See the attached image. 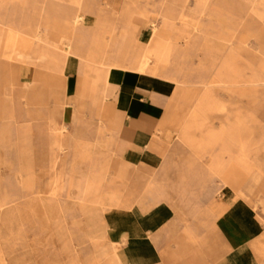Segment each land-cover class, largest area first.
I'll use <instances>...</instances> for the list:
<instances>
[{"label": "rangeland", "instance_id": "rangeland-1", "mask_svg": "<svg viewBox=\"0 0 264 264\" xmlns=\"http://www.w3.org/2000/svg\"><path fill=\"white\" fill-rule=\"evenodd\" d=\"M17 1L20 0H0L3 12L8 14L5 17L6 21L15 22L16 19H19L24 22L23 29L26 28V23H39L40 30L45 32L50 40H58L61 33L68 32L63 12L75 13L77 11L76 0H24L27 2L25 5L16 4ZM46 1L50 3L46 4L48 13L41 14L39 11L35 12L36 14L32 13V9L42 7ZM83 1L86 3L98 2V5L94 4L93 6L101 10L95 14L98 17H94L88 25L83 27L86 32L87 45L94 47L98 40L101 41L103 37V39H107L108 34L102 33L99 25L107 26L109 24L116 25L117 29L124 25H137L138 30L135 32V37L139 42L138 35L145 24L143 14L147 13L150 24L149 32H146V39L153 28L152 24H156L155 28L158 30L153 39L151 51L153 62L161 57L162 52L168 48L169 39H171L173 42V50L170 55L171 66L180 67L181 73L188 74L189 81L198 82L208 79L211 89L215 90L217 94L215 99L205 101L208 108L198 118L199 121L204 122V126L190 129L192 136L204 138L207 137L209 131H216L221 136V140L214 144L204 143L195 146L183 139L181 130H188L191 121V102L179 107L175 113L181 117L180 124H182L178 125L179 131L176 137V142L183 148L179 156L186 159V164L183 167H177L178 170H174V172L197 174L200 181L168 182L169 186L172 185L175 188L172 193L175 196L172 200L181 204L182 197L177 198V193L186 195V191L189 190L191 192H188L187 195L190 196L194 191L203 192L208 189L214 190L213 196L217 200L224 192L222 190L225 186L223 173L229 170L231 184L237 191L242 190L245 194L241 198L250 206L257 203V211L264 217V205L260 203L264 199V69L261 65L264 55L259 48L257 40L259 35L242 42L246 35L247 24L252 28L258 27L262 25V20L256 18L254 14L246 15L244 0H208L212 7L215 6L218 9L215 17L197 13L195 10L197 0H185L183 6L180 5L179 0H124L123 2L114 0L109 5H104L103 2L106 0ZM252 5L253 0H249L248 7L251 8ZM220 8L227 10V17H221ZM260 8L264 10V1ZM78 13L88 16L90 12L82 8ZM164 17H168V21ZM191 24H201L202 31L191 33ZM97 25L98 27H96ZM225 28L228 31L237 29L231 35L229 42L219 45L221 37L225 34ZM168 32L169 38L164 35ZM184 33H189V38H184ZM261 38V44L264 45V32H262ZM64 41L67 40L64 39ZM31 42H33V47L26 49L28 56L22 65L24 73L27 72V66L32 63V60L37 63L35 67L39 68L40 74L50 71L45 68L48 64L44 65V59L40 60V57L46 54L43 44ZM137 45L143 46L140 42ZM0 51H6L4 43L0 45ZM8 61L17 62L11 58H8ZM58 77L60 76L58 75ZM22 87L24 88V85ZM13 88L16 87L5 88L10 100L11 116L6 117L0 110V153H2L0 154V200L4 199L6 195L8 198H12V195L17 194L20 195V198H17L16 202L23 209L27 208L25 200L33 197V194L26 191L27 189L23 186L25 182L21 179H26L29 175L41 179L32 181L34 184L32 193L40 195V198H43L53 208L60 206L63 213L56 214L57 217L61 216L62 220L55 218L47 224L40 220H32L25 213L22 218L13 213L8 223H0L3 247H8L9 250H12L11 254H15L17 257L23 256L24 264H26L30 263L33 254L40 262L44 258L50 257L59 259L63 254L58 251L64 250L66 247L77 248L79 244L85 260L96 259L100 264H106L110 256V251L107 249L109 239L100 235L103 230L104 217L100 216L98 209L88 207L85 212L86 207L78 199L83 198L84 194H86V199H90L94 193L103 195L106 199L107 195L113 192L115 199H118L120 203L143 201L146 199L143 196L160 190V183L153 181V176L148 178L136 176V181H126L128 177L132 179L134 176L127 171L117 178L111 165L114 156L111 150V141L106 140L105 134L94 133V126L99 123L91 118L86 119L89 131L87 144L79 143V139H76L72 145L70 161L65 162L66 159H63L50 170L44 169L42 166H17L15 164L16 137L19 138L20 146H26L31 141L33 122L38 124L39 120L42 121V119L32 118V110L52 109V102L40 99H46L48 96L51 99L53 94L47 95V86L40 85L38 92L35 91L37 93L36 102L33 103L30 97H25L23 94L20 97L25 101H14L11 96ZM184 88L186 87L184 86ZM201 89L199 92L202 91ZM61 96L66 98L64 89ZM217 104L226 105L225 110L217 109L215 107ZM54 115L55 118H51V120H54V125L59 126L63 122L61 110L57 108ZM239 116H242L244 122L240 125H233ZM63 119L65 120V118ZM17 129L20 131L18 134H16ZM97 140L100 146L96 147ZM242 141L247 143L250 154L246 161H248L251 171L247 175H241L243 171L238 167L230 169L228 158L229 152L232 154L240 152ZM5 146L8 149L2 150L1 148ZM214 155H219V159L218 156H215V160ZM5 156L8 158H4ZM218 161L221 164L220 171L216 170L214 164ZM231 167L233 166L231 165ZM33 168L37 171H34V175L32 174ZM104 169L107 170V175L104 180L98 181L97 177ZM38 170L45 171L39 173ZM57 173L60 181L54 195L51 192L54 187L52 179ZM239 177L242 179H236ZM87 179L96 184L99 182L96 185V192H84ZM144 179L148 181H144ZM151 201H159V198H153ZM110 216L111 214H106L108 221H111ZM11 254L8 256H12ZM62 259V264H66L65 256Z\"/></svg>", "mask_w": 264, "mask_h": 264}, {"label": "crops", "instance_id": "crops-1", "mask_svg": "<svg viewBox=\"0 0 264 264\" xmlns=\"http://www.w3.org/2000/svg\"><path fill=\"white\" fill-rule=\"evenodd\" d=\"M112 1L114 0H106L103 3L109 5ZM17 2L16 4H27L24 0ZM78 3L90 13L88 16L83 15L79 21L73 17L76 12L69 13L71 17L63 15L64 23L68 27L67 33H61L58 40H50L41 30L39 40H31L43 44L46 54L40 60L44 59V65L48 64L45 68L50 71L40 74L39 68L35 67L37 63L32 60L27 66V72L31 71V80L37 84L36 92L43 85L47 86V95L59 91L61 96L64 89L66 98L61 96L60 101L67 103L79 100L86 103L82 109L83 114L74 115V122L64 120L63 114L61 116L67 125L63 134L71 150L66 157L70 156L64 158L65 162L71 159L72 145L76 139H79V143L87 144L89 131L86 119L91 118L99 123L94 126V133L105 134L106 140L111 141L114 155L111 165L119 168L121 174L127 171L135 176L132 179L128 177L126 181H136V176H153L152 180L160 183V190L143 196L145 200L127 201L130 203L128 208L124 207L123 202H118L119 208L109 217L116 226L107 239L117 241L118 255L127 264H264V217L257 211V203L250 206L241 198L245 196L242 190L237 191L234 188L240 197L233 206L228 203L224 193L216 200L213 196L214 190L209 189L203 192L194 191L190 196L187 195L191 192L189 190L186 195L177 193V198L182 197L181 204L172 200L175 188L169 186L168 182L200 181L197 174L174 172L178 170L177 167L186 164V159L179 156L183 148L176 142V137L178 125L182 124L181 117L175 113L179 107L191 102L192 115L201 97L199 89L184 94V85H162V82L152 80L150 74L131 70L129 62L124 64L125 70L110 66L114 43L121 37L119 29H114V24L99 25V29L108 34V38L98 40L100 43L94 47L87 45L83 27L94 17H98L95 14L101 10L93 6L98 5V2L76 0L75 4ZM46 4L50 3L46 1L42 5ZM1 5L0 3V45L4 43L6 51H0V101L6 100L5 88L10 86L16 87L12 89V100L25 101L20 95L24 93L22 86L25 87V74L28 73H24L22 65L28 56L26 49L33 47V42L25 38L22 32L20 37L9 39L8 24H15L17 33L18 28L24 27V22L19 19L15 22L6 21L8 14L3 12ZM47 9L44 14L48 13ZM143 21L145 23L146 19ZM35 24L39 23L33 22L31 26ZM146 32L149 30L144 24L138 35L143 46H147L152 37L150 31L146 39ZM245 33L243 42L255 37L252 33L249 35L247 30ZM164 35L169 38V32ZM257 40L264 55V45L261 44L260 37ZM67 48H71V52L67 53ZM14 53L17 62H8L9 56ZM36 92L31 91L29 96L33 102ZM40 100L52 102L53 105V98L50 99L49 96ZM32 112L33 119L42 121L39 120L38 124L33 122L31 141L26 146H20L19 138L16 137L15 164L42 166L50 170L55 159L56 126L54 120H51L55 118L54 111L44 109ZM18 133L20 131L17 129L16 134ZM1 149L7 150L8 147ZM32 171L34 175L36 169L33 168ZM38 171L41 173L45 170ZM227 173L223 175L225 187H234L229 170ZM35 180L41 179L32 177V181ZM153 198H159V201L149 206ZM151 222L155 224L151 225ZM108 223V217L103 218V226Z\"/></svg>", "mask_w": 264, "mask_h": 264}, {"label": "bare ground", "instance_id": "bare-ground-1", "mask_svg": "<svg viewBox=\"0 0 264 264\" xmlns=\"http://www.w3.org/2000/svg\"><path fill=\"white\" fill-rule=\"evenodd\" d=\"M78 2H80V1H78ZM248 2H249V0H244V4L246 5V9H244L246 11L245 12L246 15L250 16V15L254 14L256 16V18L262 20V25L252 28L249 24H247V26L245 27V31L246 30L250 31L254 36L259 35L260 39L262 40L261 35H262V32H264V10L260 8L261 3H259L258 0H253V5L251 8L248 7ZM179 3L181 6H183L185 3V0H179ZM80 8H82V7L78 3L76 14L73 16V17H76L77 21H79L81 19V17H84L82 14L78 13ZM45 9H46V6L43 5L42 7L34 9L32 11V13L36 14L37 11H39V12H41V14H44ZM195 10L200 15H208L209 17H215L217 15V12H218V9L215 6L212 7L209 4L208 0H197ZM219 11H221L220 12L222 15L221 17H227V13H226L227 10L226 9L220 8ZM134 13H136V12H134ZM63 15H67V17H71V16H69V13L65 12V11L63 12ZM147 17H148L147 13L143 14V19L146 18L145 25L149 26L150 23L148 22L149 20ZM164 19H166L168 21V17H164ZM113 26H114V29L117 28L116 25H113ZM156 26H157L156 24H152V27H153L151 30L152 37L148 40L147 46H141V47H139L137 45L139 42H137V39L135 37V32L138 30V26L137 25H124L123 27H121L119 29V31L121 33V37L119 38V40L117 42L114 43L113 54H111V56H110V60H111L110 66H116L118 68L125 70L126 66L124 64L126 62H129L130 63L129 68H131V70H135L136 72H140L142 74L143 73L150 74L152 80L162 82V85L166 84V83L167 84H173V85H184L186 87L184 89V94H190L194 90L202 88L201 89L202 90L201 91V97H200V100L196 103L194 111L191 115V121H190V125L188 126V130L187 129L183 130V136L182 137L185 141H189L191 144H193L195 146L203 145L204 143H210V144L216 143L217 141L221 140V136L216 131H213V132L209 131L206 138L196 137V136H192V134H190V131H191L190 129L192 127L197 126V127L201 128L204 126V122L199 121L198 118L201 116L200 114L202 112H205L207 110L206 108H208L205 101L206 100L208 101L210 99H215V96L217 97L215 90L210 88V84L208 82V79H202V80H199L198 82L189 81L188 74L185 72L181 73L180 67L171 66L170 55H171V52L173 50V44H172L173 42L171 39H169V42H170L169 46L167 49H165L162 52L161 57L157 61H156V59H154L156 62H153V60L151 58V51L153 49V43H154L153 39L155 37V34L158 31L155 28ZM27 27L25 29H23L21 27L18 28V32L16 33L15 32L16 26L13 23L8 24L7 29H8L9 39L11 40V39H14L15 37H20V34L22 32L24 37L29 39V40H39L40 35H41V30H40L39 24H35L34 26H31V24L29 23ZM225 29H226L225 34L221 37L219 45H225L227 42H229L231 35L233 34V32L237 28H235L233 30H229V31L227 30V28H225ZM190 31H191V33L201 32L202 31V25L201 24H191ZM183 36H184V38L187 39V38H189L190 34L184 33ZM82 43L84 44V42H82ZM99 43L100 42H97L96 44H99ZM66 52L67 53L71 52V48H67ZM156 56H158V55H156ZM9 58H13L14 60H16L15 53L13 55L9 56ZM261 65L264 69V60H262ZM27 73L28 74H25V77L27 78V80H25V87H24V93H23L25 95V97L31 96V91L35 92L36 88H37V84L31 80V71H29ZM39 89L40 88H38V90ZM5 94H6V97H5L6 100L0 101L1 102V104H0L1 109L0 110L2 111V114H5V116L8 117V116H11V114H10V107L11 106H10V102H9L10 100L7 96L6 90H5ZM52 98H53L52 109L54 111L57 108L60 109L62 114L64 115L63 118H65L66 121L71 120L72 122H74V120H76L74 115L79 116V115L83 114L82 109L85 108L86 103L81 102L79 100H73V102L68 101L67 103H64V102L60 101L61 96H60L59 91L53 92ZM30 102H32V101H30ZM34 102H36V101L34 100ZM215 107L217 109H220V110H225L226 105L217 104ZM71 109H74V110H71ZM71 116H72V118H71ZM243 122L244 121L242 119V116H239V118H237L233 122V125H235V126L240 125ZM66 127H67V125L63 122L59 126H56L57 134L55 135V139H54V148H55L54 158L55 159H54V166L53 167H55V165H58L61 161H63V159L68 154H70V152H71L70 146L68 145L67 141L65 140V137L63 134ZM241 143H243V144H241V146H240L241 150L239 153H237V154H232L231 152L228 153V155H229L228 158L230 160L229 164H230V169H234V168L238 167L239 170L243 171V173L241 175H247L251 171V167H249V163H248V161H246V159H248L250 154L248 153L247 143L245 141H242ZM95 145H96V147L100 146V143L96 142ZM215 156H218L217 158L219 159V155H214V159L216 158ZM28 158H30V156H28ZM214 164L216 165V170L220 171V169H221L220 162L218 161ZM231 165L233 167H231ZM112 168H113V171L116 172L117 178L121 177L120 169L115 168V167H112ZM224 173H223V175H224ZM226 173H227V171H226ZM106 175H107V170L104 169L100 172L99 176L97 177L98 178L97 180L98 181L104 180ZM222 177L224 180V176H222ZM52 181H53L54 187L52 188L53 191H51V192H52V194L55 195V193H56L55 190L57 188L56 186H58L59 181H60V177H59L58 173L54 176ZM23 182H25V184H23V186L27 189L26 191L28 193L33 194V197H30L29 199L25 200V205L27 207L25 209H23V207H20L19 203L16 202V199L20 198V195H17V194L12 195L11 196L12 198H8V195H6L4 199L0 200V223L1 224L4 222L8 223V221H9V219L13 213L19 215L20 218L23 217L24 213L28 214V216H29L28 218H30V219L32 218V220H40L42 223H46V224L51 222L55 218L62 220L61 216L57 217L58 215H56V214L63 213L60 206H58V207L56 206L55 208H53V206L50 205L48 202L44 201L43 198H40V195L38 196L37 193H32L31 190H32V188H34V184L32 183V177H30L28 175V177L26 179H24ZM98 184H99V182L96 184L95 182H91L89 179H87L85 187H84V192L85 193L91 192V191L96 192L97 191L96 185H98ZM225 185H226V182H225ZM222 190H224L223 193L225 194V197L227 198L228 203L231 206L235 205L236 202L239 200L240 194L238 192L237 193L235 192L236 190L234 189V187L226 188L224 186L222 188ZM114 195L115 194L112 192L109 195H107L108 198L104 199L103 195L101 196L98 193H94L93 195H91L90 199H86V194H84L83 198L80 197L78 200L84 207H86L84 210L85 212H87L88 207L92 208V209H98L100 216L105 218L106 214H112L113 211L116 212L117 209L119 208V204H118L119 200L115 199ZM22 197H25V195H22ZM136 202H137V200H136ZM154 202H156V201H154ZM154 202H150L149 206H152V204H154ZM260 203L262 205H264V199L262 201H260ZM123 204H124V207H126V208H128L127 205H130V203L127 201L123 202ZM240 204H242V203L240 202ZM154 224H155L154 222H151V225H154ZM115 226H116L115 224H113L111 221H109L108 224L103 226L104 228L102 227L103 230L101 231L100 235H102L104 237L110 236L109 233H111L112 229ZM111 238H112V236H111ZM113 238H114V236H113ZM108 239L109 240H108L107 249L110 251V256H109L106 264H127V261L124 260L123 258H121L117 253V241L112 240L110 238H108ZM78 247H80L79 250H78ZM130 248H132V247H130ZM11 251L12 250H9L8 247H3L2 238L0 236V264H24V257L23 256L17 257V256H15V254H11ZM58 252L60 254L62 253L63 256H65V259L67 260L66 264H100L99 260H96V259L94 260V259L88 258L87 260H85L83 258L82 253H81L82 250H81V246L79 244L77 245V248L76 247H70V248L66 247L64 250L62 249ZM10 254L12 256L9 257L8 255H10ZM63 256L59 257V259H55L52 257L44 258V260H42V262H40L39 259L37 257H35L33 254L32 258L29 257V258H31L30 263H26V264H62ZM27 259H28V257H27ZM89 261H90V263H89Z\"/></svg>", "mask_w": 264, "mask_h": 264}]
</instances>
